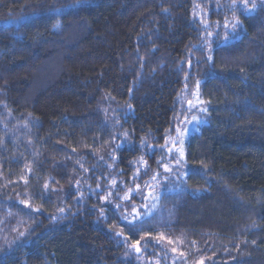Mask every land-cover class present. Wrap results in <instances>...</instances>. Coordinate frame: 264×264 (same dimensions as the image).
<instances>
[{
	"label": "trees",
	"instance_id": "trees-1",
	"mask_svg": "<svg viewBox=\"0 0 264 264\" xmlns=\"http://www.w3.org/2000/svg\"><path fill=\"white\" fill-rule=\"evenodd\" d=\"M246 4L0 0V264H264V0ZM196 96L175 191L118 208L110 180L155 168Z\"/></svg>",
	"mask_w": 264,
	"mask_h": 264
},
{
	"label": "rangeland",
	"instance_id": "rangeland-1",
	"mask_svg": "<svg viewBox=\"0 0 264 264\" xmlns=\"http://www.w3.org/2000/svg\"><path fill=\"white\" fill-rule=\"evenodd\" d=\"M227 22L226 24H228ZM225 24V25H226ZM45 68V67H44ZM54 62L51 61V64L47 63V68L44 71L48 70L49 72H54ZM43 72V69H42ZM41 74H38V77H41ZM178 113L176 115L177 124L174 126L172 135L164 141V144L161 145L158 152H156L157 164L156 167H151L149 169L146 166L145 161L136 162L135 170L129 182L124 183L119 181V179H111L110 185L111 189L109 190L107 197H111L113 194L112 201L115 202L114 205L118 204L125 205L128 202H133L132 199H138V204H146V216L152 214L156 208L155 213L159 207V196L163 191L174 192L176 189V182L179 175H183L185 172L184 158H185V143L188 137L194 133L198 132L201 125L205 122L203 113L205 111V106L202 103V100L197 96L188 100V98L180 99L178 102ZM179 130V131H177ZM181 152H183V157H181ZM165 166L170 169V171H165ZM155 176V179L153 177ZM113 181L115 183H113ZM137 185H139V190H137ZM131 190V192H129ZM125 194H129V199L125 200L122 197ZM119 205L118 208H122ZM142 205L138 209H142ZM161 216L165 213L161 210ZM134 213L129 216V220H132ZM141 215V214H140ZM139 215V216H140ZM132 217V218H131ZM172 247L169 250H173L174 245H180L181 242L178 238L171 240ZM139 247L140 251L137 252L136 248ZM150 249L145 251L142 246H129V252L138 259L142 264H174L169 261L166 257L163 258L164 253L161 251L157 252V255L153 256ZM213 264L214 261L207 262L203 258L195 259L193 262L186 261L184 264Z\"/></svg>",
	"mask_w": 264,
	"mask_h": 264
},
{
	"label": "snow or ice",
	"instance_id": "snow-or-ice-1",
	"mask_svg": "<svg viewBox=\"0 0 264 264\" xmlns=\"http://www.w3.org/2000/svg\"><path fill=\"white\" fill-rule=\"evenodd\" d=\"M244 6L247 7L246 0H245V5ZM238 25H239V20L237 19V20L234 21V23L232 25L233 29H235ZM225 27H227V24L225 25ZM225 38L227 39V37H225ZM177 131H179V130H177ZM181 157H183V152H181ZM165 171H170V169H168L165 166ZM153 179H155V176L153 177ZM113 183H115V182L113 181ZM45 187H47V185H45ZM137 190H139V185H137ZM129 192H131V190H129ZM122 199H125V200L129 199V194H125V196L122 197ZM133 213L135 214L134 217H133V219H135L136 217H138L140 215L139 212L137 211V209H135V208H133ZM124 219L127 221V223H128L129 226L132 225L133 221L132 220H128V217L127 216H125ZM20 235H23V233H20ZM160 239H164L163 235L160 236ZM171 242L172 241L169 240V243H171ZM137 243H139V242H137ZM175 250L176 249L173 248V251H175ZM136 251L139 252L140 251V248L137 247L136 248ZM181 255H183V253H181ZM199 264H203V262L201 261V262H199Z\"/></svg>",
	"mask_w": 264,
	"mask_h": 264
}]
</instances>
